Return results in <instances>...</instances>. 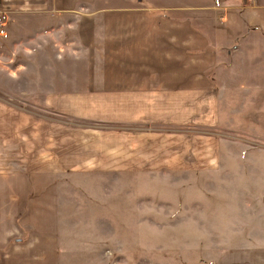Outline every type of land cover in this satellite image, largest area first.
<instances>
[{
  "label": "rangeland",
  "instance_id": "374dc122",
  "mask_svg": "<svg viewBox=\"0 0 264 264\" xmlns=\"http://www.w3.org/2000/svg\"><path fill=\"white\" fill-rule=\"evenodd\" d=\"M52 1L8 4L0 105L66 125L87 126L49 109L47 98L89 84L96 49L81 35L90 23L137 8L169 13L175 24L202 32L216 18L218 36L240 32L231 29L238 22L259 24L264 34V0H68L64 11ZM262 54L251 53L245 64L264 65ZM252 76L260 80L247 74V81ZM255 95L249 105L254 93L236 94L242 101L229 102L221 127L177 130L208 142L204 155L184 157L190 168L58 179V188L42 194L41 211L49 210L40 221L44 233L51 227L41 239L56 245V255L48 248L24 254L18 264L29 257L40 264H264V93Z\"/></svg>",
  "mask_w": 264,
  "mask_h": 264
},
{
  "label": "crops",
  "instance_id": "0c3cea01",
  "mask_svg": "<svg viewBox=\"0 0 264 264\" xmlns=\"http://www.w3.org/2000/svg\"><path fill=\"white\" fill-rule=\"evenodd\" d=\"M52 2L57 11L70 4ZM127 13L82 30L81 40L96 49L89 84L47 98L49 109L86 127L0 105V264H18L24 254L48 248L56 255V245L41 239L50 237L51 227L44 233L40 221L42 212L49 210L41 211L42 194L58 188V179L80 173L190 168L193 161L184 157L204 155L208 142L200 136L188 139L177 130L221 127L229 102L242 101L236 94L254 93L246 99L254 105L255 93H264V65L257 63L253 69L249 61L245 64L246 56L249 60L251 53L264 51L259 24L243 28L238 22L231 29L240 32L218 36L216 18L202 32L175 24L169 13L137 8ZM247 74L260 80L252 76L247 81ZM29 258L23 263H41Z\"/></svg>",
  "mask_w": 264,
  "mask_h": 264
},
{
  "label": "built area",
  "instance_id": "2783aa9c",
  "mask_svg": "<svg viewBox=\"0 0 264 264\" xmlns=\"http://www.w3.org/2000/svg\"><path fill=\"white\" fill-rule=\"evenodd\" d=\"M11 13L8 4L4 0H0V38L2 39H6L9 35Z\"/></svg>",
  "mask_w": 264,
  "mask_h": 264
}]
</instances>
